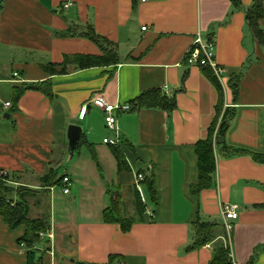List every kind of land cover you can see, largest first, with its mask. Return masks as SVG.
<instances>
[{
    "label": "crops",
    "instance_id": "obj_1",
    "mask_svg": "<svg viewBox=\"0 0 264 264\" xmlns=\"http://www.w3.org/2000/svg\"><path fill=\"white\" fill-rule=\"evenodd\" d=\"M68 1L74 5L63 9ZM241 1L236 9L230 0H0V171L20 174L23 185L37 190L28 197L32 217L50 213L47 234L54 238L34 245L42 264H211L223 237L188 250L199 208L190 187L198 180L196 143L208 135L219 92L201 67L184 58L199 32L214 39L216 61L226 69L219 78L225 107L235 109L227 142L264 153V47L247 23L254 0ZM88 25L116 44L120 63L70 65L68 73L49 76L40 64L102 54L79 36ZM68 29L77 35H64ZM240 72L235 97L229 80ZM48 79L53 98L27 89L15 105V87ZM152 89L175 99L170 114L133 107ZM99 95L131 105L117 112L131 171H119L112 145L104 142L115 134L106 126V112L92 102ZM72 125L82 127L73 156ZM216 160L214 184L200 194L201 221L232 224L231 232L225 229L234 264H264V164L250 154L217 152ZM50 166L71 178L69 193L63 182L43 188L40 176ZM109 188H122L123 213L136 219L128 232L104 221ZM137 194L146 209L142 216ZM226 205L237 206L236 219H225ZM24 231L11 229L0 216V264H27L28 248L18 242Z\"/></svg>",
    "mask_w": 264,
    "mask_h": 264
},
{
    "label": "trees",
    "instance_id": "obj_2",
    "mask_svg": "<svg viewBox=\"0 0 264 264\" xmlns=\"http://www.w3.org/2000/svg\"><path fill=\"white\" fill-rule=\"evenodd\" d=\"M236 9H241V0H230ZM264 20V0H254L247 10V23L256 39L257 43L264 47V26L261 21ZM75 36L72 29H68L64 34ZM97 44L101 55H67L62 63L49 62L40 64L42 69L49 75L68 73L69 66L74 65L77 69L90 68L95 66H111L120 63V58L116 50V44L105 36L99 35L93 26L88 25L86 31L79 34ZM205 75L215 85L219 92V102L216 106L217 114L209 127L208 135L196 143V155L198 161V180L190 187L191 194L199 203L197 219L193 222L194 239L188 250L199 249L210 242H213L218 236H222L214 246L211 264H234L231 247L228 243L225 225L217 221H201L200 217V194L203 190L211 188L215 181L217 172L216 153L220 152L225 156H236L250 154L258 163L264 164V153H253L248 150L234 148L227 142V134L235 118V109L231 106L225 107L223 86L210 67L202 68ZM243 75L242 72L233 74L229 80L235 97L238 96ZM27 89H35L43 92L50 98H53L52 81L23 84L15 87V105H17L21 96ZM136 109L143 108H162L171 113L176 108V101L168 98L159 89H152L142 93L133 102ZM90 145V144H89ZM90 147H92L90 145ZM113 153L118 161L120 172L131 171L127 157L121 145H112ZM91 152L94 155L93 150ZM0 216L5 223L13 230L21 227L25 228L24 234L18 239L19 244L25 243L27 246V264H42L44 256H37L34 245L41 242V232H48L51 229L50 213L42 217H32L30 215V205L28 197L37 193L34 188H29L21 183L20 174L0 171ZM60 167L50 166L47 171L40 176L43 188H50L59 185L64 180ZM151 189L156 192L153 178L147 179ZM108 195L110 203L104 210V221L106 223H117L121 226L123 232L130 231L136 219L125 216L123 213L124 195L122 188H109ZM137 212L142 216L146 209L139 194L136 196ZM114 261V260H113ZM79 264H90L80 262Z\"/></svg>",
    "mask_w": 264,
    "mask_h": 264
},
{
    "label": "built area",
    "instance_id": "obj_3",
    "mask_svg": "<svg viewBox=\"0 0 264 264\" xmlns=\"http://www.w3.org/2000/svg\"><path fill=\"white\" fill-rule=\"evenodd\" d=\"M146 1V0H141ZM74 3L72 1H68L63 4V9H69L72 7ZM144 30L146 27L143 28ZM216 44L213 38H205L204 35L199 32L197 36L195 37L192 46L187 50L184 60L187 61L190 65H196L201 68L203 67H210L216 76L218 78H221L224 73L226 72V69L222 66H220L216 61ZM18 73H15V76H17ZM92 102L102 108L106 114V126L107 128L115 134L114 138H105L104 142L109 145H120V128L118 124V117L117 112L119 111H129L131 109V105L129 104H111L109 103L106 98L102 95L96 96ZM6 106H10V103H7ZM87 105L83 107V111L81 112V117L83 118L85 116ZM6 173V172H5ZM1 175V173H0ZM144 178L143 174L138 175V179L142 180ZM71 178L69 176H65L63 180V191L64 193H69ZM222 213L226 220H233L238 217L237 212V206L236 205H226L223 206ZM225 227L228 232H231L233 229V226L231 223H226ZM40 236L42 239L44 238H54L53 232H50L47 234V232H41ZM23 246L27 247L25 243H21Z\"/></svg>",
    "mask_w": 264,
    "mask_h": 264
},
{
    "label": "water",
    "instance_id": "obj_4",
    "mask_svg": "<svg viewBox=\"0 0 264 264\" xmlns=\"http://www.w3.org/2000/svg\"><path fill=\"white\" fill-rule=\"evenodd\" d=\"M82 133V127L78 125H72L69 128V138H70V154L73 156L76 154L77 148L80 143V137Z\"/></svg>",
    "mask_w": 264,
    "mask_h": 264
},
{
    "label": "rangeland",
    "instance_id": "obj_5",
    "mask_svg": "<svg viewBox=\"0 0 264 264\" xmlns=\"http://www.w3.org/2000/svg\"><path fill=\"white\" fill-rule=\"evenodd\" d=\"M112 134H113V132H112ZM31 215H32V216H34L35 214H34V213H32Z\"/></svg>",
    "mask_w": 264,
    "mask_h": 264
}]
</instances>
